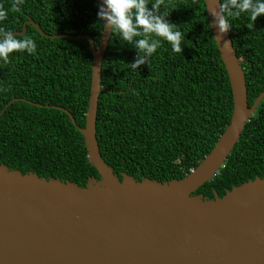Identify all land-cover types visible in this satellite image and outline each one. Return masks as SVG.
<instances>
[{"label": "trees", "instance_id": "trees-1", "mask_svg": "<svg viewBox=\"0 0 264 264\" xmlns=\"http://www.w3.org/2000/svg\"><path fill=\"white\" fill-rule=\"evenodd\" d=\"M0 0L8 11L0 28L22 32L34 20L49 35H90L97 46L103 25L97 0ZM170 22L184 34L182 52L164 41L148 64L132 69L133 46L111 34L102 64L96 122L97 141L107 165L122 173L159 182L182 179L210 153L233 112L229 77L220 57L204 0H162ZM249 106L264 92V14L232 21ZM35 54L14 52L0 60V112L13 99L62 107L84 127L89 105L93 55L89 41L47 38L32 25L24 35ZM0 165L85 187L100 179L82 134L70 117L54 108L13 102L0 117ZM264 178V98L219 173L194 193L213 199L233 187Z\"/></svg>", "mask_w": 264, "mask_h": 264}, {"label": "water", "instance_id": "water-1", "mask_svg": "<svg viewBox=\"0 0 264 264\" xmlns=\"http://www.w3.org/2000/svg\"><path fill=\"white\" fill-rule=\"evenodd\" d=\"M210 28L224 62L233 94L230 123L210 153L182 179L122 180L103 159L96 134L102 64L111 34L103 32L96 46L90 35L47 38L89 41L93 55L86 124L73 125L82 134L87 157L100 179L85 187L36 173L23 174L0 165V264H264V178L233 187L213 199L194 194L215 177L264 98L248 103L246 78L230 32L220 33L213 12L219 0H204ZM100 5L101 0H97ZM227 41L228 45L224 42Z\"/></svg>", "mask_w": 264, "mask_h": 264}, {"label": "clouds", "instance_id": "clouds-1", "mask_svg": "<svg viewBox=\"0 0 264 264\" xmlns=\"http://www.w3.org/2000/svg\"><path fill=\"white\" fill-rule=\"evenodd\" d=\"M22 4L23 0H14L12 10L19 11ZM245 13L255 22L264 14V0H219V10L213 12V17L220 33H225L232 29V21ZM7 16L8 11L0 7V21ZM97 16L103 32L118 34L135 49L136 57L128 63L132 69L148 64L164 41L171 45L173 52L183 51L184 34L178 25L169 21L167 5L162 6V0H101ZM36 49L33 38L18 39L13 31L0 28V60L7 62L14 52L35 54Z\"/></svg>", "mask_w": 264, "mask_h": 264}, {"label": "bare ground", "instance_id": "bare-ground-1", "mask_svg": "<svg viewBox=\"0 0 264 264\" xmlns=\"http://www.w3.org/2000/svg\"><path fill=\"white\" fill-rule=\"evenodd\" d=\"M224 165V164H223ZM223 167V166H222Z\"/></svg>", "mask_w": 264, "mask_h": 264}]
</instances>
